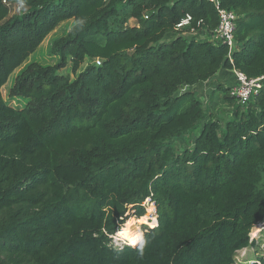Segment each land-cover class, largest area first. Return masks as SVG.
Segmentation results:
<instances>
[{
	"label": "trees",
	"instance_id": "16d2710c",
	"mask_svg": "<svg viewBox=\"0 0 264 264\" xmlns=\"http://www.w3.org/2000/svg\"><path fill=\"white\" fill-rule=\"evenodd\" d=\"M217 1L237 16L231 53L208 38L209 0H0V264H235L255 245L264 85L245 105L218 86L224 122L184 87L221 68L264 76V0ZM67 20L58 63L31 65L9 94L26 105L6 103L11 74ZM68 63L73 80L57 72ZM150 205L154 226L113 246Z\"/></svg>",
	"mask_w": 264,
	"mask_h": 264
},
{
	"label": "rangeland",
	"instance_id": "374dc122",
	"mask_svg": "<svg viewBox=\"0 0 264 264\" xmlns=\"http://www.w3.org/2000/svg\"><path fill=\"white\" fill-rule=\"evenodd\" d=\"M18 10L14 8V11ZM135 21L131 20L129 24H134ZM74 22L72 20H67L61 22L56 28H54L47 36L46 38L42 41V43L39 45V47L36 49V51L30 55L27 60L20 66L18 67L9 77L7 83L3 86L1 89L2 96L5 100L6 103L15 106V107H23L26 104V99H23L21 97H12L10 94V90L13 87V84L17 77H19L23 72H25L31 65L35 64L38 65L41 68H49V67H54L58 61H59V56L53 51V45L56 41L61 39L62 37L66 36L69 32V30L73 27ZM187 37L190 36H195V33H186L185 34ZM196 37V36H195ZM200 36H198L199 38ZM90 64L88 61L85 62L81 68L79 69V72H81L86 65ZM226 69V68H225ZM229 70V69H228ZM58 74L68 76L71 80L75 78V75L71 72V64L68 63L64 68L60 69L57 71ZM216 94L223 96V92L217 90ZM199 96V95H197ZM215 95L210 96V100L213 101ZM199 98L203 100L202 96H199ZM201 101V102H202ZM203 106H206V103H203ZM226 119V116L220 115V120L224 122ZM195 134H192L186 138H180L177 139L173 142V145L175 147V150L177 153H181L185 148H190L192 146ZM144 219H135L132 217L130 221L125 224L123 227L128 228L130 222L133 223V228L130 226V229H125L127 230L128 234L125 235L121 233H117L112 237L111 244L113 246H119L122 244L129 243L128 239L135 233L134 229L138 233V236L135 237L134 240L140 239L142 234L146 231L145 227L152 228L155 224L156 221V209L153 205H150L146 209V214L143 216ZM130 231V232H129ZM250 236L253 238V242L255 243L254 246H251L249 248H246L244 250H241L237 252L236 257H235V264H243L247 260L254 259L256 260L258 257H261L264 260V221L255 225L253 227Z\"/></svg>",
	"mask_w": 264,
	"mask_h": 264
},
{
	"label": "built area",
	"instance_id": "2783aa9c",
	"mask_svg": "<svg viewBox=\"0 0 264 264\" xmlns=\"http://www.w3.org/2000/svg\"><path fill=\"white\" fill-rule=\"evenodd\" d=\"M211 1L216 9L218 16V25L208 35L209 40L214 43L225 44L230 53L235 48L234 31L236 27V14L231 11L220 7L217 0ZM191 22V17L186 15L185 18L181 20L179 24L176 25V30L181 29L184 26H188ZM234 76L236 80V85L230 88V95L235 96L241 105H245L249 100L257 96L264 85V76H259L256 78H249L244 73L234 70ZM251 241L253 240L250 237Z\"/></svg>",
	"mask_w": 264,
	"mask_h": 264
},
{
	"label": "crops",
	"instance_id": "0c3cea01",
	"mask_svg": "<svg viewBox=\"0 0 264 264\" xmlns=\"http://www.w3.org/2000/svg\"><path fill=\"white\" fill-rule=\"evenodd\" d=\"M195 36L199 38L206 37V33L203 30L195 32ZM236 85V80L234 76V70H228L225 68L219 69L211 78L205 82L198 83L191 87H184V89H190L196 93V95L202 96V101L199 96L198 98L202 103H206L205 108H208L210 114H215L216 118H220V115H225L226 119L233 116V108L228 107L223 102L222 96L216 94L217 87L223 86L226 88H232ZM215 95L213 101L210 100V96ZM225 119V120H226Z\"/></svg>",
	"mask_w": 264,
	"mask_h": 264
}]
</instances>
